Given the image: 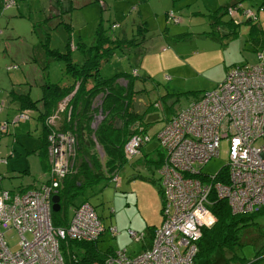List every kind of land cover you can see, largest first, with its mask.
<instances>
[{
	"label": "rangeland",
	"instance_id": "rangeland-1",
	"mask_svg": "<svg viewBox=\"0 0 264 264\" xmlns=\"http://www.w3.org/2000/svg\"><path fill=\"white\" fill-rule=\"evenodd\" d=\"M60 1L15 0L2 6L0 0V88L3 93L7 95L14 89L39 98L44 78L54 82L69 78L64 74V60L53 56L50 48L68 52L74 60L81 61L82 48L88 51L97 42L99 26L109 34L114 30L112 24H120L116 31L121 36L131 38L135 32L142 36L145 33L137 46L139 52L129 50L135 46L127 50L118 45L101 65L100 73L103 76L138 73L130 109L144 114V121L150 122L139 119L129 127L133 130L146 127L150 134L163 125L174 107L185 104L195 92L212 90L225 79L227 71L241 63L257 62L258 38L250 41L247 37L252 31H259L261 34L257 35L264 38V7L258 5L262 0H239L240 3L232 0ZM249 7L256 13V21H247L245 12ZM170 10L178 21L168 18ZM43 65H46L44 76ZM91 84L89 81L87 86ZM8 110L10 129L0 132V156L7 158L9 173L2 176L0 185L12 189L11 186L38 176V158L30 150L40 141V124L36 123L35 116L21 118L22 112L14 107ZM116 121L121 123L119 118ZM141 151L143 156L129 159L115 177L104 176L79 190L66 206L68 218L73 214V203L89 201L94 206L104 226L94 239L100 254L125 249L127 254L136 255L143 243L150 241L152 229L162 223L165 208L162 212L161 181L158 168L150 158H160L164 149L153 135L141 146ZM226 161L227 154L221 147L218 156L209 158L203 169L213 175ZM4 164L0 162V169ZM24 168H29V173H23ZM259 220V225L264 226V216ZM110 226H116L118 231L112 233ZM129 229L143 232L144 236L133 237ZM258 229L242 231V243L235 248L237 254L252 257L255 249L264 250V231H261L264 227ZM38 235L41 237L42 233ZM7 240L14 246L16 235L8 236Z\"/></svg>",
	"mask_w": 264,
	"mask_h": 264
},
{
	"label": "built area",
	"instance_id": "built-area-1",
	"mask_svg": "<svg viewBox=\"0 0 264 264\" xmlns=\"http://www.w3.org/2000/svg\"><path fill=\"white\" fill-rule=\"evenodd\" d=\"M248 9L245 16L256 18ZM168 18L179 20L172 10ZM256 51L257 62L241 63L227 71L221 83L178 108L156 133L164 149L158 170L165 208L162 223L153 228L149 245L140 253L113 250L102 264H194L202 229L216 220L209 207L212 192L225 197L232 212L264 209V44ZM7 126L8 121L1 125ZM150 138L149 133L143 137L130 134L124 145L126 155L134 156ZM72 141L63 134L52 140L51 184L15 192L0 190V264H66L60 239L94 240L104 230L89 201L73 209L66 226L51 221L54 192L50 187H56L69 169ZM221 147L227 154L226 172L217 170L210 175L203 165L218 156ZM110 230L118 231L116 226ZM128 232L133 237L144 236L143 232ZM14 234L16 242L10 246L7 237Z\"/></svg>",
	"mask_w": 264,
	"mask_h": 264
},
{
	"label": "trees",
	"instance_id": "trees-1",
	"mask_svg": "<svg viewBox=\"0 0 264 264\" xmlns=\"http://www.w3.org/2000/svg\"><path fill=\"white\" fill-rule=\"evenodd\" d=\"M232 1V3H240L239 0ZM59 3H61L60 0ZM6 4L7 1L2 0L1 5ZM263 4L264 0L260 1L259 5ZM65 9L68 10V8ZM58 12L59 10L55 14ZM251 19L256 21L257 17ZM117 25L112 24L111 28L114 29L113 27ZM250 30H253L252 27ZM1 34L2 28L0 27ZM141 41L142 36L137 33L131 38H114L113 32L105 34L99 26L97 42L88 47V51L82 48L83 59L81 61L74 60L68 52H61L57 48L49 49L53 56L64 60V74L69 76L65 81L54 82L44 78L41 94L37 99L32 98L29 92L14 89H10L8 93L10 98L8 96L6 99L0 98V111L14 107L18 112L26 114L23 117L35 116L36 122L40 124V141L30 150L37 155L41 168L45 169L43 173L47 172L45 179L39 185L51 184L48 171L53 164L51 152L53 138L61 134L73 138L71 145L74 152L69 158V170L60 178L56 187H50L53 194L57 193L60 196V208L51 209L50 214L55 226H66L69 223L70 218H68L66 206L79 190L99 181L104 176L106 178L115 177L125 162L143 156L141 151L143 144L139 146V152L131 157L126 155L124 148L130 133L139 134L141 137L144 133L150 134L146 127L141 130H133L129 127L131 122L139 121V119L146 123L150 122L144 121V114L133 113L130 109L134 95V79L138 73H116L109 76H103L100 73L101 65L112 55L118 45L121 49H127ZM261 45L256 50L261 48ZM45 70L46 65H43V76ZM120 79L123 82H120ZM89 81H92V84L87 86ZM203 92H195L194 97L198 98ZM191 101L189 99L183 105L179 103L172 109L171 114ZM117 118L121 120L120 124L116 121ZM6 119L0 118V132L2 133L9 132L10 120ZM166 120L158 130L150 134L151 138L166 124ZM4 121H8L6 129L1 127ZM3 157L0 156V162L6 163L7 158ZM150 160L155 162V167L159 170L163 155L156 160L152 158ZM222 167L221 172L224 173L226 167L224 165ZM25 169L27 168L23 169V173ZM2 173L0 172V179ZM148 179L153 181L151 177ZM27 185L22 183L14 188L17 191L23 190L29 187ZM4 189L0 186V190ZM160 196L163 203L162 194ZM77 205L73 203V209ZM209 207L215 214L216 220L212 225L203 227L202 235L197 240L194 264H264V250L255 249L256 255L254 253L252 257L235 252L236 246L242 243V231L264 227L259 225V217L264 216V209L252 212H232L227 199L215 196L213 192L210 195ZM59 243L66 264H102L106 255V253L100 254L96 240H77L68 236L60 239Z\"/></svg>",
	"mask_w": 264,
	"mask_h": 264
},
{
	"label": "crops",
	"instance_id": "crops-1",
	"mask_svg": "<svg viewBox=\"0 0 264 264\" xmlns=\"http://www.w3.org/2000/svg\"><path fill=\"white\" fill-rule=\"evenodd\" d=\"M259 5V4H258ZM260 6V5H259ZM263 7H264V5H262ZM250 8V7H249ZM139 13H140V10H139ZM247 21H252V19H249V18H247ZM118 27H120V24H118L117 26H115V27H113L114 28V30H113V37L114 38H116V37H126L125 35H123V36H121L122 35V33H118L116 30H117V28ZM251 27V26H250ZM252 29H253V27H252ZM136 33V32H135ZM135 33H134V36H135ZM258 33H260L259 31H252L250 34H248V39L250 40V41H253L254 39H256V38H258L257 40H258V42H259V44L261 45V47L263 46V43H264V38L262 37V36H259V35H257ZM138 35H141L142 36V34H139V33H137ZM145 34V33H144ZM144 34H143V36H144ZM261 34V33H260ZM164 35V34H163ZM174 35H176V34H174ZM142 36V37H143ZM165 36V35H164ZM143 40H144V38H143ZM141 44V42L139 43V44H133V45H135V47L134 48H130V47H133V46H130L129 48V50H131V49H133V50H135L136 52H139V47H137L138 45H140ZM258 45V43H256V42H254V45ZM260 45H258V46H260ZM127 50H128V48H127ZM205 91V90H204ZM8 96V98H10V96H9V94L8 95H5L4 93H3V91H2V89H0V98H5L6 99V97ZM193 98H195V97H193ZM193 98H191V100L193 99ZM12 103V102H11ZM9 110H8V108H5L4 110H2V111H0V118H8L9 116H10V114H9ZM171 115V114H170ZM168 118V117H167ZM166 118V119H167ZM165 119V120H166ZM18 124L20 123L19 121L17 122ZM17 123H15V125H18ZM37 123V122H36ZM9 129H10V126H9ZM13 132V131H12ZM13 134H15V133H13ZM4 144H5V141H2V145L4 146ZM38 164H39V161H38ZM5 166L3 167V169H0V172H3V173H5V174H3L2 173V176L3 175H5L6 176V173L7 172H9V170H8V160H7V162L4 164ZM40 165V164H39ZM224 167H226L225 165H224ZM223 167H221L220 169H218L219 171H220V173H223V172H221V169H222ZM5 169V170H4ZM39 169H40V171L39 172H36L37 173V177H33L32 178V181H29V180H27V181H25V183H23V184H28L27 186H29V187H36V186H38L44 179H45V177H46V173H43V172H45V169H42L41 168V166H39ZM24 172L25 173H29V168L28 169H25L24 170ZM226 172V171H225ZM5 176H3V177H5ZM3 178L1 177V180H2ZM0 183H1V181H0ZM0 186H2L3 187V185L1 184ZM12 187V189H10L12 192H14V191H17L15 188H14V186H11ZM24 189V188H23ZM152 232H153V229H152V231H151V236H152ZM150 240H151V238H150ZM149 243H150V241L148 242V243H143V247H142V249L143 248H145L146 246H148L149 245ZM114 250V249H113ZM113 250H111V252L113 251ZM109 252V251H108ZM107 252V253H108Z\"/></svg>",
	"mask_w": 264,
	"mask_h": 264
},
{
	"label": "water",
	"instance_id": "water-1",
	"mask_svg": "<svg viewBox=\"0 0 264 264\" xmlns=\"http://www.w3.org/2000/svg\"><path fill=\"white\" fill-rule=\"evenodd\" d=\"M59 199H60L59 194L55 193V194L52 195V205H51V208L53 210H58L60 208Z\"/></svg>",
	"mask_w": 264,
	"mask_h": 264
}]
</instances>
